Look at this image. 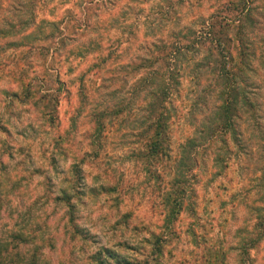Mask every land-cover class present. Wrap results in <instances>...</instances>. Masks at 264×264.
<instances>
[{
    "label": "rangeland",
    "instance_id": "1",
    "mask_svg": "<svg viewBox=\"0 0 264 264\" xmlns=\"http://www.w3.org/2000/svg\"><path fill=\"white\" fill-rule=\"evenodd\" d=\"M214 29L235 39L233 65ZM238 44L251 70H239ZM177 47L173 157L202 137L220 104L216 59L245 78L249 103L235 118L237 138L203 136L193 149L195 212L186 208L168 228L162 189L138 154L151 64L165 72ZM262 59L264 0H0V264L142 260L159 233L163 251L151 264H202L210 243L225 250L216 264H264V237L248 242L264 233L256 227L264 213ZM98 111L109 114L99 137ZM63 190L74 194L72 208Z\"/></svg>",
    "mask_w": 264,
    "mask_h": 264
},
{
    "label": "trees",
    "instance_id": "2",
    "mask_svg": "<svg viewBox=\"0 0 264 264\" xmlns=\"http://www.w3.org/2000/svg\"><path fill=\"white\" fill-rule=\"evenodd\" d=\"M215 25L216 23L214 21L211 25V29L212 27L215 28ZM224 25L225 26L220 27H226L229 29L232 24L231 22H225ZM214 36H217L219 44H221V42L224 43V45L226 44V47H222V49H227L226 52H224V50L220 51L223 59H234L230 47L231 42L235 39L229 37L226 31L223 30H218L217 32V30L214 29ZM211 39L213 40V36H211ZM236 40L238 41L237 38ZM171 47L172 45H170V48ZM236 47L238 49V55L235 60L239 63L237 64L239 70H251L250 66H252V63H249L250 56L248 55V51L244 44H238ZM179 55L180 49L178 47L170 51L169 60L167 64H165V72H162V70L159 69L158 66H155V64H151L152 71L150 73L155 77L154 80H152V83L155 84V88L151 90L150 98L147 101L148 115L146 120L148 125H144L140 131V135H142L144 142L142 149L138 154L142 163H144L145 166L148 165L146 169L149 171V177L154 181L155 186L162 189L160 194L162 195L161 203L165 207L164 221L165 226L168 228H173L179 215H181L186 208L192 213L195 212L194 200H192L194 195V184L191 179L194 177V166L199 164V158L193 149H196L199 145V140L203 136L204 139H210L211 142L215 141L214 139H217L220 135L225 134L231 135L233 139L237 138L238 129L235 125V118L236 116H240L239 111L241 109V104L249 103V98L246 96L242 85V83L246 81L245 78H240L239 71L236 70L237 73H235L230 67L228 70L221 68L220 60L216 59V67L220 72V78L218 80V97L220 104L210 121H204L202 128L198 129L202 137L188 138L186 140L187 144L185 143L183 145L180 155L173 157L171 147V127L176 112L174 99L177 100L176 96L178 95L182 84L180 80L181 68L179 66ZM156 59L157 58H154V61ZM262 60L264 62V59ZM233 63H235L234 60L232 65ZM158 77H161V79H158ZM57 99L58 98L55 96V103L53 102L52 105L53 108L57 107ZM94 115L97 123L95 134L99 137L102 132L105 133L106 131V126L108 124L106 118L109 114L106 111H98ZM74 169L80 171L77 165L74 166ZM61 195V199L65 200L70 208L75 206L73 193L63 190ZM258 209L260 208H257V210ZM261 209L262 212H264V206H262ZM261 209L259 211H261ZM70 215L71 218L74 217L73 212ZM258 217L260 220L256 223V227L262 226V224L264 225V213L262 214V217ZM262 237H264V233L249 238L248 242L250 243V246H255ZM164 241L163 233L154 234L152 239L146 240V242L151 244V254L149 252L144 255L141 252L142 260L139 256L136 258L139 260L131 259L127 256L117 257L115 258L117 260L116 263L144 264L143 262H145V264H151L153 260L157 259V256H154L155 254H162ZM204 248L205 252L202 256V264H216V260L220 261L222 258H225V250H222L219 246L217 247L215 243L206 244ZM105 264H112V262L105 261Z\"/></svg>",
    "mask_w": 264,
    "mask_h": 264
}]
</instances>
